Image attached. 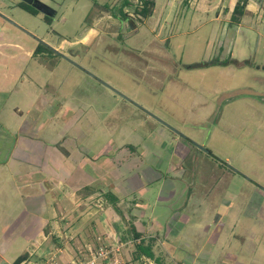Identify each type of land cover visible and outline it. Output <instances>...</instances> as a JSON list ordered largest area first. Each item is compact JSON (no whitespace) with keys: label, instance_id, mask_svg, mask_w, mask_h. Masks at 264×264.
<instances>
[{"label":"rangeland","instance_id":"obj_1","mask_svg":"<svg viewBox=\"0 0 264 264\" xmlns=\"http://www.w3.org/2000/svg\"><path fill=\"white\" fill-rule=\"evenodd\" d=\"M19 1L0 0V264L77 259L112 209L125 264H157L134 259L133 213L161 264H264V0L239 26L235 0H155L147 19L141 0H41L50 20ZM55 175L98 195L50 205L32 183Z\"/></svg>","mask_w":264,"mask_h":264},{"label":"crops","instance_id":"obj_2","mask_svg":"<svg viewBox=\"0 0 264 264\" xmlns=\"http://www.w3.org/2000/svg\"><path fill=\"white\" fill-rule=\"evenodd\" d=\"M237 0H235L234 4H233V7L235 5ZM156 7V5H155ZM233 7L231 8H224L222 9V11L225 13V12H229L230 15H231V12L233 10ZM259 5H257L255 3V1L253 0H249L248 1V4L246 6V14L245 16L247 15H251V14H257L258 10H259ZM240 24H238L239 26ZM68 154V153H67ZM54 176V175H53ZM53 176L50 177H38L37 180H34V182L32 183L33 185H37L38 186V190L41 192L40 194H45V195H49L51 198L54 199V201L52 203H50V205H86L88 203V200H92V198H95V196L98 195V193H89V194H81L79 192H74V193H70V190L65 187V185L63 186L60 182H59V177L57 175H55V177L53 178ZM53 178V179H51ZM115 188V185L112 184V185H109V187L107 188L108 191L112 192L113 189ZM118 191V190H117ZM119 193V191H118ZM119 207L121 205H118ZM37 207V205H36ZM36 207H32L33 210L36 208ZM39 207H41L39 205ZM107 208V207H106ZM112 209V208H111ZM134 210V208H132ZM40 210L42 211L43 208H40ZM133 210H132V213H133ZM40 212V215H42V212ZM112 212H113V215H111V217H109V219H107L106 216H101L100 220L98 221L100 227V233H103L105 234L106 237H108L109 239L111 238H114V239H117V240H120V236H122V233L125 232V223L121 220V218L119 217V215L113 211L112 209ZM133 215L136 217V220L134 222V226L136 228V230L138 232H140L142 234V237L144 238H148V237H151L152 236H146L144 235L146 232L148 231H144L143 232V228L141 229H138L137 226H138V222L140 221L138 219V215H135L133 213ZM45 216V215H44ZM221 217V216H219ZM45 222H46V217H45ZM46 225V224H45ZM140 225V224H139ZM99 234V232H97V234L95 233L91 239V241H86L84 243V253L83 254H79L77 256V259H80L84 254H85V247H86V244L87 243H90L94 240L95 236H97ZM131 236V234H130ZM39 238H44L46 239V236L41 234L39 236ZM131 242L133 243L132 239L130 238ZM121 241V240H120ZM37 244V243H36ZM41 244V243H40ZM134 246V245H133ZM39 246L35 249H38ZM67 249H69L68 247H66ZM67 249L65 248H62V247H56L53 251L54 253L53 254H56V256L63 260V261H66L65 259V256L68 257L70 260L68 261H71V260H77V259H72L71 256H76L77 254L75 253H70L67 251ZM33 250V249H32ZM123 250V249H122ZM74 251V249H73ZM35 252V251H34ZM76 252V251H74ZM123 252V251H122ZM28 253V252H27ZM28 258H30V255H28ZM148 259V258H147ZM67 262V261H66Z\"/></svg>","mask_w":264,"mask_h":264},{"label":"trees","instance_id":"obj_3","mask_svg":"<svg viewBox=\"0 0 264 264\" xmlns=\"http://www.w3.org/2000/svg\"><path fill=\"white\" fill-rule=\"evenodd\" d=\"M249 0H237L233 10L231 12V23L233 24H239L240 23V19L246 14V6L248 4ZM125 4L130 5V3L128 1H125ZM156 5V1L155 0H141L140 1V6L138 8H136V13L138 14V16H140L143 19H147L150 16H152L154 8ZM18 6L26 11H28L31 14H35L37 15L39 13L38 10H36L34 7H32L31 5H28L27 3L23 2V1H19L18 2ZM119 13H121L123 16H125V13L122 11V9L120 8ZM44 18L46 20H50V18L48 16L44 15ZM44 48L47 50V47L43 46V45H39V47L35 50V53H38L41 51V49ZM209 63H200L199 66L203 67V66H207ZM216 65H220V66H227L229 64H234L236 66H240L241 64L244 65L246 64L245 62H241L237 59H234L231 57V55H229L227 60L224 61H220L217 60V62L215 63ZM211 155L212 153L210 151H208ZM108 200V202L113 205L114 209L117 211L119 209L118 207V198L112 194L111 192H107L105 194ZM130 234L132 237V241L134 244V259H139V258H148L151 260H154L157 264H161V258L159 256H156L154 251H153V245H154V241L155 239L148 237V238H144L142 237V234L140 232H138L134 226V224H130ZM28 258V253H24L20 256H18L14 261L13 264H19L21 261H23L24 259Z\"/></svg>","mask_w":264,"mask_h":264},{"label":"built area","instance_id":"obj_4","mask_svg":"<svg viewBox=\"0 0 264 264\" xmlns=\"http://www.w3.org/2000/svg\"><path fill=\"white\" fill-rule=\"evenodd\" d=\"M123 247L120 240L97 235L92 242L86 244L85 254L80 259L66 262L50 253L40 260L26 258L19 264H125L122 261Z\"/></svg>","mask_w":264,"mask_h":264},{"label":"water","instance_id":"obj_5","mask_svg":"<svg viewBox=\"0 0 264 264\" xmlns=\"http://www.w3.org/2000/svg\"><path fill=\"white\" fill-rule=\"evenodd\" d=\"M20 1H23V2L27 3L28 5H31L32 7H34L36 10H38L39 12H41L45 16L52 17L55 14L54 9L49 7L47 4L43 3L41 0H20ZM7 20H9V19H7ZM10 22H12V21H10ZM30 36H33V35L30 34ZM57 147L60 148V150L64 151V149L60 145H57Z\"/></svg>","mask_w":264,"mask_h":264},{"label":"flooded vegetation","instance_id":"obj_6","mask_svg":"<svg viewBox=\"0 0 264 264\" xmlns=\"http://www.w3.org/2000/svg\"><path fill=\"white\" fill-rule=\"evenodd\" d=\"M121 23H123V22H121ZM124 23H126V22H124Z\"/></svg>","mask_w":264,"mask_h":264}]
</instances>
